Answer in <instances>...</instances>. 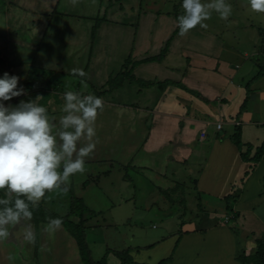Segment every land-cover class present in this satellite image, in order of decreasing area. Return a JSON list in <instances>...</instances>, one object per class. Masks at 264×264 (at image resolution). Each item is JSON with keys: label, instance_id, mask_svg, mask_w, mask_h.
Returning a JSON list of instances; mask_svg holds the SVG:
<instances>
[{"label": "crops", "instance_id": "1", "mask_svg": "<svg viewBox=\"0 0 264 264\" xmlns=\"http://www.w3.org/2000/svg\"><path fill=\"white\" fill-rule=\"evenodd\" d=\"M57 1L59 0L54 3H59ZM33 6L35 9L36 5ZM110 12L107 13V22L117 27V30L126 25L128 29L133 27L131 21L123 25L114 24ZM82 13L78 15L82 16L80 15ZM40 14L43 15L42 12ZM58 15L78 17L70 9L59 12ZM98 18L99 14L89 20L95 21ZM91 22L89 41L84 42L89 44L90 54L83 70L85 73L88 72V78L93 81L91 85L96 86L97 89L102 87L100 90L106 93L103 98V111L98 112L94 125L95 146L85 158V165L92 168L89 169L90 171H85L76 182L71 176L69 182L61 186L62 190L71 189L69 197L80 198L84 206L82 221L78 215H70L77 217V222L67 219L79 225L83 236L85 224L91 216L100 214L103 216L108 212L112 217H116L114 221L121 222L123 217L131 213L130 207L135 205L120 195L124 184H129V170L146 177L147 182L157 189L159 195L165 194L176 184L184 187L187 181L183 177L191 176L188 185H194L193 189L198 197L201 198L200 194H203L209 202L219 201L228 214L211 213L210 217L204 218L201 225L195 217H186L188 199L185 198L183 191L185 201L182 200V203H185L178 205L186 206L183 214L180 215L184 216V219L183 217L175 219V222L180 220V238L178 242L176 238L172 244L170 253L172 261L167 264H242L237 259L238 256L241 253L252 255L255 250L254 241L264 233V221L256 212L260 204L264 203V155L258 162L249 161L256 149L264 142V132L261 137L256 138L257 141L252 147L247 145L251 142L243 138V141L241 140L240 134L242 143L240 149L233 142L232 135L236 128L241 133L240 129L245 124H264V118L258 119V115L264 114L261 110L264 104V77L248 85L259 68L264 66L261 62L263 58L261 60L258 40L259 30L263 29V34L264 27H258L259 30L255 32L254 27L238 25L250 29L251 32L246 35L234 34L232 39H229L225 37L228 31L224 33L223 38H220L214 36L208 27L200 26H196L181 37L178 34V27L175 30L174 23H166L164 20H161L158 27H152L155 28L152 34L150 31L152 23L150 26H144L143 22L137 28L130 29L134 34V41L121 46L122 51L120 50L115 60H112L110 51L106 50V42L99 37L100 27L104 22L99 26ZM143 26L146 29L144 40L151 37L149 43L140 38ZM70 31L65 40L49 37L46 39L47 31L39 36L41 38L36 39L39 41L37 53L40 54L39 51L42 49L56 52L60 60L58 65H62L57 69H65V71L69 70L67 65L75 69L72 56L66 54L71 53L68 50V46L72 44ZM159 36L160 39L157 40ZM163 38L168 41L165 55L158 61H146L157 56L165 47L162 48L160 43ZM190 38L192 42L200 45L199 50L186 51L182 42L176 46L178 40L189 41ZM74 42L81 44L79 40ZM176 47L180 48L181 52L176 53L174 51ZM186 49L191 50L187 44ZM93 51L94 53H91ZM127 73L128 78L119 76ZM110 79H115L112 87L107 83ZM150 79L158 80V85H147L146 82ZM247 85L249 99L245 109L239 113V108L246 97ZM235 122L239 124L236 125ZM218 123L221 124L220 128H217ZM224 123L232 126L233 130L230 133L224 130ZM201 132L204 133L202 138ZM84 143L86 141L82 138L78 147L83 146ZM241 154H244L246 161H243ZM183 181H186V184H183ZM94 189L99 190L103 197H106L105 205L100 207L99 202L93 201L94 207L93 209L90 207L87 216L88 196L84 195L87 190L94 191ZM56 190L46 192L39 203L48 211L62 217L61 212L53 209L55 207L52 200ZM166 200L169 204L172 201L170 196ZM116 206L122 207L115 209ZM204 210L205 213L208 212ZM120 211L125 212L121 217L118 215ZM233 214L236 218L231 220ZM222 216L224 220L228 216L226 222L230 223L217 220L222 219ZM170 218L173 220L174 217ZM167 221L168 219L165 222ZM47 222H36L31 217L21 218L15 224L8 225L7 237L0 239V264H43L47 258H44L45 252L43 250L42 254L41 248L45 249L44 246L52 242L54 239L52 234L54 233L61 242L60 237L56 235L59 229L55 232L45 230ZM194 223H199L200 226L194 225L190 229L189 226ZM101 226L96 224L90 229L94 231ZM62 227L61 225L59 231L65 233L63 239H71L70 233ZM237 228L239 233L236 231ZM29 232L33 236L31 242L27 238ZM74 243L77 252H74L73 257L75 261L83 264L78 245ZM165 244L169 251L170 241H166ZM85 245L89 254L88 246L86 243ZM123 250L110 249L107 253L115 254ZM23 256L35 260L25 263ZM88 256L90 257V254ZM130 256L135 262L149 264L145 263V256H140L139 250L132 251ZM51 258L56 262L53 255ZM191 260L194 262L190 263Z\"/></svg>", "mask_w": 264, "mask_h": 264}, {"label": "rangeland", "instance_id": "2", "mask_svg": "<svg viewBox=\"0 0 264 264\" xmlns=\"http://www.w3.org/2000/svg\"><path fill=\"white\" fill-rule=\"evenodd\" d=\"M55 1L56 0H0V57L4 62L0 66V75H3L5 72L9 75H16L19 77L18 87L22 85L25 89L23 95L14 97L10 101H5L6 105L11 104L15 106L20 101L35 100L39 97L38 103L47 109L48 116L53 121L57 122V126L60 116L64 115V113L61 112V108L64 103L63 94L66 91L79 92L82 95L94 94L102 99L106 91L100 90L102 87L97 89L96 86L93 87L91 85L93 81L88 78L87 71L84 77H79L72 74V69L69 65H67L69 69L67 71H65V69H57L62 65H58L60 60L56 52L49 49H42L39 51L40 54H38L37 44L39 41H36V39L41 38L39 36H42L47 31L45 33L46 39L49 37L51 39L60 38L61 40H65L68 31L71 30L69 34L72 38V44L70 43L71 45L68 46V50L71 53L67 52L66 54L72 56V60L75 62V69L83 70L88 61V55L90 54L89 44L84 42L89 41L90 27L92 25L91 21H93V24L97 23V26L104 22V25L100 27L99 37L106 42V50L110 51L111 59L115 60L117 53H120V47L134 41V34L130 32V29L133 27L137 28L139 24L143 22L144 26H150V23H152L150 31L154 34L155 28L152 27H158L161 20H164L166 23H174L175 25L173 28L176 30L177 19L183 14L181 0H106V2L105 0H77L75 4H73L72 0H59L57 4L54 3ZM202 2H207V0H202ZM226 2L232 7V13L228 19H220L218 14L213 12L211 17L204 22L208 25L209 31H211L214 36L223 38L224 33L228 31L225 37L232 39L234 34L246 35L251 32L250 29L238 26L241 24L254 27L253 29L255 32L259 30L257 29L258 27H264V14L251 11L248 0H226ZM33 5H36L35 9ZM66 9H70L71 12H74L78 17L58 15L59 12H63ZM38 11L42 12L43 15ZM109 11H111L110 14H112V18H114V24L123 25L128 24L125 22L131 21L130 24L133 27L128 29V25H126L117 30V27L115 28L111 23L107 22L106 17ZM52 12L54 13L52 14ZM81 12L84 14L82 13L80 14L82 16H79L78 13ZM97 14H99L98 19H95V21L93 19L89 20V18L96 17ZM260 21L263 23L259 24L258 22ZM144 26L142 35L140 36L142 40H144L146 34ZM197 27H199V25H197ZM262 32L263 29H260L258 40L259 50L262 56L261 60L263 58L261 62L264 64ZM153 39L155 40V37H153ZM159 39L160 36L157 40ZM75 40H79L81 44H76L74 42ZM150 40L151 37L144 41L149 43ZM241 40L244 42L243 39ZM58 42H60V40ZM166 42V38L160 41L162 48L165 46ZM180 42H182L183 49L186 51H197L200 49V45L196 42H192L191 38L189 41L178 40L176 46ZM186 44L191 50L186 49ZM107 45H109V47ZM174 51L179 53L181 49L176 47ZM91 53H94V51ZM103 68L104 65L102 66V69ZM157 81L158 80L154 81L150 79L146 84H153V86H156L158 85ZM261 110L263 113L264 104ZM263 118L264 114L258 115V119ZM210 119L216 122L213 118ZM224 124V130L230 133L233 130L232 126L226 123ZM240 131L241 140L243 138L251 142V144L249 143L247 145L252 147L257 141L256 138L261 137L263 134L264 124H245L241 127ZM221 132L222 131H219V133ZM246 148L248 149V147ZM91 168L92 167H87V165H85V171H90L89 169ZM132 171L133 170L128 171V177L130 178L129 184H124L120 192L123 199L135 204L130 207L131 213L123 217L121 222H117V220L114 221L116 217H112V214L106 212L103 216L100 214L89 217L85 224V243L88 246L90 258L93 262L104 258L106 264H118L119 258L117 255L112 252L107 253L110 249L123 250L128 248L130 254L132 251L139 250L140 256H145V263L147 262L149 264L170 255L173 247L172 244L176 238L177 240L180 238V220L179 222H175V219L182 217L184 219V216L180 215H182L186 209V206H181L185 203H182L185 201L183 199L185 195V198L188 199L186 217H195L201 225L204 218L210 217L209 214L211 213L216 215L227 213L224 205L221 203L219 204V201L215 200L213 201L214 203L209 202L203 194H200L201 198L198 197L193 189L194 185H188V181L192 178L191 176L183 177V179L185 178L187 181V184L186 181H183V184H186L184 187H181L180 184H176L175 186L173 185V188H169L165 194L159 195L157 189L147 182L146 177L141 173H134ZM82 176L83 174L77 173L72 176V180L76 182L77 179ZM75 184L76 183H74V185ZM74 185L73 190L75 187ZM60 189L56 190L55 196L53 197L52 203L53 207H55L53 209H56L59 213L61 212L62 217L65 216L77 222L78 218L70 216L69 214L72 200L69 197L71 189L68 190L66 188L62 190V187ZM75 193L76 192H74V194ZM167 195L171 197V202H173V204L167 202ZM0 196L5 198L3 190H0ZM84 196H88L86 199L87 207L85 206L87 209V216H89L90 207L92 209L94 207L93 201L99 202L100 207L105 205L104 198L106 197H103L99 190H87ZM175 200L177 201L175 202ZM189 203L191 205H188ZM121 207L116 206L115 209H120ZM204 209L208 210V212L205 213L206 211ZM256 212H258L260 218L264 221V203L260 204ZM123 214H125V212L120 211L118 213L119 217ZM224 216H222V219L220 218L217 220L224 221L226 224L230 223L228 221L226 222L229 217L226 216L224 220ZM170 217H174L173 220ZM167 219L168 221L165 222ZM189 222H194V220H189ZM199 223L190 224L191 226H189V228L192 229L194 225L199 227ZM96 224L102 226L94 231L90 229L91 226ZM62 229L64 230L65 228L62 227ZM59 230H61V228H59ZM59 230L56 231V235L60 237L61 242H59V239H57L53 233L52 236L54 239L52 242H48V244L44 246L45 249L41 248L42 252L39 249L42 254L44 250V258L48 259H46L43 264H82L79 261H75V257H73L77 252L74 239H72V237L67 240L63 239L65 233L62 234L63 231ZM236 231L239 233L238 228ZM17 234L18 233H16V235ZM65 236L69 238L68 235ZM166 241H170L171 243L169 251H167L168 247L167 244H165ZM177 245L178 244H176V247ZM52 255L53 258L55 257L56 262L51 258ZM85 257H87V255ZM23 258L25 259L24 262L26 261L25 263L34 259L31 257L29 260L24 256ZM192 262L194 261L191 260L190 263Z\"/></svg>", "mask_w": 264, "mask_h": 264}, {"label": "clouds", "instance_id": "3", "mask_svg": "<svg viewBox=\"0 0 264 264\" xmlns=\"http://www.w3.org/2000/svg\"><path fill=\"white\" fill-rule=\"evenodd\" d=\"M248 4L251 11L264 14V0H248ZM181 7L183 14L177 19L181 37L197 25L206 28L204 22L213 12L224 20L232 13L226 0H181ZM72 74L86 75L82 69H72ZM18 83L16 75H0V190L5 193L0 198V239L7 237L8 225L31 218L30 204L36 206L46 192L60 189L71 176L85 172V158L95 146V121L104 108L99 96L66 91L61 108L64 115L57 126L38 103L39 97L15 106L5 104L25 93ZM82 138L86 143L78 147ZM61 225L60 218H49L45 230L55 232ZM27 238L31 242V232Z\"/></svg>", "mask_w": 264, "mask_h": 264}, {"label": "trees", "instance_id": "4", "mask_svg": "<svg viewBox=\"0 0 264 264\" xmlns=\"http://www.w3.org/2000/svg\"><path fill=\"white\" fill-rule=\"evenodd\" d=\"M170 40V39H169ZM167 45L168 41L166 42L165 47L159 52L157 56H153L146 61H158L160 60L166 53L167 51ZM3 62L2 58L0 57V64ZM119 76L125 77L128 76V73L126 75L120 74ZM261 77H264V66H261L257 72V74L248 82V85L255 81L256 79H259ZM114 80L115 79H110L108 80V85L113 86L114 85ZM121 80V78H120ZM248 85L246 86V97L241 104L239 108V113L243 111L246 107L247 101L249 99L248 94H249V88ZM232 140L237 146L238 149L241 148L242 143L240 141V134L238 128H236L234 134L232 135ZM264 155V142L258 147L254 153V155L250 158L249 161L252 162H258ZM241 157L243 158V161H246L244 158V154H241ZM15 197L13 196L12 199ZM30 210L32 212V216L36 222H41V221H48L49 218H60L62 220V226L70 233V235L74 238L76 244L78 245L79 248V254L81 256V260L83 264H106L104 261V258H102L99 261L93 262L91 258L88 256L89 254L87 253L86 250V245H85V239L83 236V233L80 230V227L78 224L73 223L72 221L68 220L65 216L61 217L53 212L48 211L45 209L41 203H38L36 206H32L31 204L29 205ZM84 206L82 204V200L77 197H72L71 200V207L69 209V214L70 215H78L80 218V221H82V212H83ZM236 215L233 214V216L230 218L231 220L235 219ZM178 242V240H177ZM176 242V243H177ZM255 243V250L252 255H246L245 253H241L238 256L239 262L242 264H246L247 262L252 263V264H264V233L254 241ZM117 257L120 260V264H144V263H138L132 260L129 250H123V251H118L115 253ZM87 255V257H85ZM172 261V256H168L167 258H164L160 260L156 264H167Z\"/></svg>", "mask_w": 264, "mask_h": 264}, {"label": "built area", "instance_id": "5", "mask_svg": "<svg viewBox=\"0 0 264 264\" xmlns=\"http://www.w3.org/2000/svg\"><path fill=\"white\" fill-rule=\"evenodd\" d=\"M262 41H263L262 44H263V53H264V33H263V35H262ZM235 124L238 125L239 123H238V122H235ZM220 126H221V124L218 123V124H217V128H220ZM200 137H201V138L204 137V133H203V132H201Z\"/></svg>", "mask_w": 264, "mask_h": 264}]
</instances>
